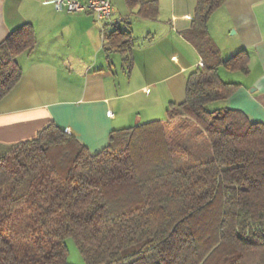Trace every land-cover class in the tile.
Returning <instances> with one entry per match:
<instances>
[{
	"label": "trees",
	"instance_id": "obj_1",
	"mask_svg": "<svg viewBox=\"0 0 264 264\" xmlns=\"http://www.w3.org/2000/svg\"><path fill=\"white\" fill-rule=\"evenodd\" d=\"M125 1L137 17L159 15V0ZM226 1L197 0L192 38L204 64L166 118L113 130L96 152L54 122L0 145V264H74L68 237L85 264H264V122L214 106L240 86L219 66L249 71L246 50L222 59L208 35ZM116 33L111 42L129 50L131 30ZM34 42L24 23L0 43V100Z\"/></svg>",
	"mask_w": 264,
	"mask_h": 264
},
{
	"label": "crops",
	"instance_id": "obj_2",
	"mask_svg": "<svg viewBox=\"0 0 264 264\" xmlns=\"http://www.w3.org/2000/svg\"><path fill=\"white\" fill-rule=\"evenodd\" d=\"M111 2L114 15L101 25L94 13L58 10L54 0H0V43L24 23L35 34L16 57L21 78L0 100V145L34 138L54 122L96 152L113 130L164 119L170 103L185 100L189 72L204 64L192 38L197 0H159L156 18L135 16L125 0ZM114 30L116 41L131 30L129 50L111 42ZM208 35L222 59L249 54L246 73L219 66L220 76L221 67L243 75L221 76L240 86L214 106L264 122V0H227L210 17Z\"/></svg>",
	"mask_w": 264,
	"mask_h": 264
},
{
	"label": "built area",
	"instance_id": "obj_3",
	"mask_svg": "<svg viewBox=\"0 0 264 264\" xmlns=\"http://www.w3.org/2000/svg\"><path fill=\"white\" fill-rule=\"evenodd\" d=\"M56 8L67 12H92L98 23L103 25L114 15V6L111 0H54ZM125 20L118 18V20ZM203 65V60L199 61Z\"/></svg>",
	"mask_w": 264,
	"mask_h": 264
},
{
	"label": "rangeland",
	"instance_id": "obj_4",
	"mask_svg": "<svg viewBox=\"0 0 264 264\" xmlns=\"http://www.w3.org/2000/svg\"><path fill=\"white\" fill-rule=\"evenodd\" d=\"M241 75H243V74L240 71H238V72H228L226 74L225 68L224 67H221V76L224 79L225 78H227V79L230 78L231 80H233L234 78L241 77ZM66 243H67V246H68L69 261L72 262V263H74V264H85L83 255L80 252V250L78 249L77 244H76L74 238L73 237H68L67 240H66Z\"/></svg>",
	"mask_w": 264,
	"mask_h": 264
}]
</instances>
